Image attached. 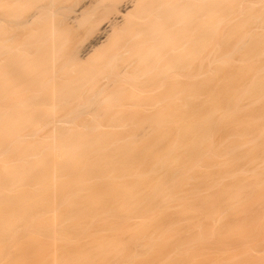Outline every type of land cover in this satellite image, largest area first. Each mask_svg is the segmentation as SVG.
<instances>
[{
	"label": "bare ground",
	"instance_id": "obj_1",
	"mask_svg": "<svg viewBox=\"0 0 264 264\" xmlns=\"http://www.w3.org/2000/svg\"><path fill=\"white\" fill-rule=\"evenodd\" d=\"M46 1L41 58L49 84L42 77L40 85L50 103L38 89L26 99L32 87L4 110L39 113H0V180L14 193L0 233L27 232L18 259L31 253L33 210L44 212L47 186L70 150L54 125L60 24L54 0ZM127 4L134 264H264V0ZM46 113L51 129L40 136Z\"/></svg>",
	"mask_w": 264,
	"mask_h": 264
},
{
	"label": "rangeland",
	"instance_id": "obj_2",
	"mask_svg": "<svg viewBox=\"0 0 264 264\" xmlns=\"http://www.w3.org/2000/svg\"><path fill=\"white\" fill-rule=\"evenodd\" d=\"M128 2L130 0H54L53 3L54 11L58 13V27H61L55 39L56 44L54 43L59 53L54 85L57 90L55 102L59 108H56L59 127L65 131L72 130L77 137L75 141L83 140L86 135L91 141L87 151H76L77 156L74 159L77 164L75 161L73 162L76 165L71 163V174L63 181L67 187H63L62 192L57 191L58 213L63 216L68 210L69 220L65 222L62 219L56 231L55 249L60 254L75 253L76 246L71 244V238L101 241L102 195L103 186L106 185L110 193H117V201L121 192L127 196L128 255L129 264H134L130 166L131 36L129 23L126 25L130 19L129 6L125 5ZM46 7V0H0V113H39L30 108L26 111L24 108L21 112L11 108L4 110L5 107L17 108L15 106L19 105L18 101L22 103L32 87V93L30 92V97L26 99L32 98L38 89L42 91L40 95L42 99H46L47 107L50 103V91L46 88L49 84V74L46 75L45 58L43 57V61L41 58L46 55V51L42 50L47 47L41 42L43 23H46ZM121 7L127 8L123 10ZM108 23L111 24L108 31L99 37L94 47L89 48L90 42ZM42 77H46L43 81L46 79V85H40ZM43 92H46L45 98ZM45 117L40 136H44L51 129L48 113ZM86 126L91 128L90 132ZM124 139H127L125 149L121 148ZM62 143L70 148L68 141ZM68 159L65 158V166ZM85 168L88 172L80 176ZM6 182L8 183V180ZM1 183L0 180V219L2 213L8 216L14 198L12 190L9 189L5 193ZM65 196L69 200L68 208L64 206ZM50 197L51 188L47 200L49 207ZM48 215L49 212L41 215L40 222L36 217L34 219L35 232L30 230L36 236L31 249L32 258L18 259L17 255L15 257V249L19 246L17 242L24 238L27 232L12 233L11 236L5 237L0 233V264H21V260L24 264H31L35 260L33 264H37L44 258L41 263L51 262V231L48 239L43 229ZM9 224L13 228L12 221L8 222V226ZM36 250L42 255L45 254V257L41 255L38 260L34 256Z\"/></svg>",
	"mask_w": 264,
	"mask_h": 264
},
{
	"label": "crops",
	"instance_id": "obj_3",
	"mask_svg": "<svg viewBox=\"0 0 264 264\" xmlns=\"http://www.w3.org/2000/svg\"><path fill=\"white\" fill-rule=\"evenodd\" d=\"M54 123H55L54 125H55L57 138L59 139L58 141H60V144H62V142L68 141L70 147V153H69L67 166H65L66 160L64 158L62 161H60L57 172L55 171L56 179L54 180L55 182L53 183L55 184L51 189L50 207L47 203L48 194H49V185H48L44 212L41 213L42 212L41 208L37 205L35 206L36 214L34 213L33 210V217L34 219L36 217L38 220L42 219L41 215L43 216L45 213L49 212L47 221L46 220L44 221V232L49 239V232L51 231V238H50L52 245L51 253L52 251L55 252L54 254L53 253L51 254V258H50L51 262L50 263L47 262L45 264H129L128 239H127V196L123 194V192H121L119 196V201H117V193L115 192L110 193L106 185L103 186L104 191L102 195L101 241L94 242L90 239L79 238V237L71 238L70 239L71 244L76 246L75 253L60 254L55 249L56 231L60 226L62 219L65 222H68L69 220L68 210L65 211L63 216L61 214L59 215L58 213L59 204L58 206L56 204L57 203L56 194L57 191L62 192L63 187H67V184L66 183L64 184L63 181L71 174L70 167H71V163L75 164L76 162V159H74L77 156L76 151L83 149L87 151L91 141L90 139L87 138V135L84 136L83 140L75 141L77 137H75V134L72 130L65 131L64 129L59 127L56 113H55ZM86 127H87L86 129H88V131L90 132L91 128H89V126ZM126 142L127 139H124V144L121 145V148L124 147L125 149V146L127 145ZM64 166L66 167L65 170H64ZM86 172H88L87 168L83 170L82 175L80 176H84ZM124 186H125V181H124ZM68 201H69L68 197L65 196L64 206H66L67 208H68L67 204L69 205ZM51 224H52V228H50ZM33 227L34 224L29 228H33ZM24 238L19 239L17 245L23 244V242L26 240V238L25 239ZM30 252L31 253L28 254L25 258L29 259L33 257L31 250Z\"/></svg>",
	"mask_w": 264,
	"mask_h": 264
}]
</instances>
